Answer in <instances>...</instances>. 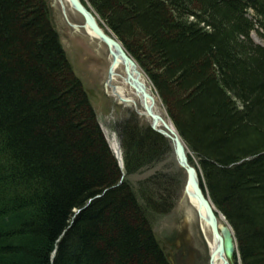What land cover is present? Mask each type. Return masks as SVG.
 <instances>
[{
  "label": "trees",
  "instance_id": "1",
  "mask_svg": "<svg viewBox=\"0 0 264 264\" xmlns=\"http://www.w3.org/2000/svg\"><path fill=\"white\" fill-rule=\"evenodd\" d=\"M85 2L154 88L240 264H264V0ZM118 130L122 169L48 1L0 0V264H170L152 226L184 174L136 115Z\"/></svg>",
  "mask_w": 264,
  "mask_h": 264
},
{
  "label": "rangeland",
  "instance_id": "2",
  "mask_svg": "<svg viewBox=\"0 0 264 264\" xmlns=\"http://www.w3.org/2000/svg\"><path fill=\"white\" fill-rule=\"evenodd\" d=\"M48 6L52 25L59 35L61 45L75 76L81 81L89 103L101 122L103 131L112 132L111 135L118 139L115 132L117 121L132 114L133 111H126L105 94L104 83L107 79L109 65V56L105 47L85 34L82 29L76 31L72 28L73 25L81 26L82 20L67 7V4L48 0ZM66 20L73 25L70 26ZM252 38L255 42L264 44L256 35L253 34ZM114 82L112 87L115 89H109L112 95L113 90L117 93L116 85L123 88L119 79ZM123 89L125 92L127 91L125 88ZM157 103L158 112L166 120V114L158 99ZM137 109H140L139 104H137ZM143 120L147 122L145 119ZM186 216L191 217L187 218ZM219 217L221 216L219 215ZM219 222L222 225L225 223L223 219ZM199 227L203 240L199 235ZM152 231L172 264H208V251L210 250L208 239L211 235L201 223L194 204L187 198L183 200L182 192H180L171 213L154 221Z\"/></svg>",
  "mask_w": 264,
  "mask_h": 264
},
{
  "label": "water",
  "instance_id": "3",
  "mask_svg": "<svg viewBox=\"0 0 264 264\" xmlns=\"http://www.w3.org/2000/svg\"><path fill=\"white\" fill-rule=\"evenodd\" d=\"M65 1L82 19L83 28H86L95 40L102 43L107 48L111 58V64L109 66V79L114 68H116L117 63L120 61L125 74L124 83L133 90L135 95L140 100L142 112L139 113V115L146 117L150 121L151 129L167 138L172 144L176 163L184 172L186 177L183 196L185 197V194L188 191L190 193L189 196L196 203L197 207L203 210L206 226L216 243L215 250H213L210 254L209 264H214L213 261L216 256L222 258L221 264H228L229 262H232L235 254V242L232 231L229 226L218 225L216 211L210 200L206 197V195H204L201 189L196 169L188 162L185 146L178 135L169 129L165 121L154 113L152 107L154 101L152 96L146 91V87L142 82L141 71L137 68L136 64L128 56V54H126L120 43H118L114 37L108 36L104 33V31L97 24V21L92 13L86 9L79 0ZM120 101L122 103H126L123 99ZM110 149L112 150V148ZM112 153L118 161V165L122 168L123 164L121 153H116L113 150Z\"/></svg>",
  "mask_w": 264,
  "mask_h": 264
},
{
  "label": "bare ground",
  "instance_id": "4",
  "mask_svg": "<svg viewBox=\"0 0 264 264\" xmlns=\"http://www.w3.org/2000/svg\"><path fill=\"white\" fill-rule=\"evenodd\" d=\"M59 4H64L62 0H56ZM68 7V6H67ZM87 33L89 34V36H91L90 32L86 29ZM120 80L121 83H122V86L123 88H125L127 91L125 92L124 89L120 86V85H116L117 87V93L115 90H113V96L117 99H126V104L130 105V108L131 109H136L137 110V104H140V100L139 98L135 95L134 92H132L128 87H126L124 85V79H125V75H124V72H123V67H122V64L121 62L119 61L117 63V67L114 69V72H112V82L110 83V86L111 88L110 89H115L113 86V82L116 81V80ZM144 81L145 85H146V88L148 89V91H150L149 89V86L148 84L146 83V81L143 79L142 82ZM114 83H117V82H114ZM118 84V83H117ZM112 91V90H111ZM153 99V109L155 112H157L159 114V108H158V103H157V99L156 97L154 96V98L152 97ZM168 124V127L170 130H172L171 126L169 125V123L167 122ZM106 132V135L108 137V142L112 148V150L116 153H118L120 151V147L118 145V140L115 136L111 135V133H108L107 131ZM185 198L189 199L193 204L194 206L196 207V213L199 217V219L201 220V223L205 226L206 230L207 227H206V223H205V217H204V213H203V210H201L200 208L197 207L196 203L193 201V199L189 196L190 193L187 191L186 194H185ZM186 200V199H185ZM218 224L219 225H222L220 224L219 221H222V218L218 216ZM209 232V230H208ZM210 234V232H209ZM211 235V234H210ZM207 239V238H206ZM208 247H209V251H213L215 250V247H216V243L214 241V239L212 238V236L208 239ZM214 264H221L222 263V258H220L219 256H216L214 258V261H213Z\"/></svg>",
  "mask_w": 264,
  "mask_h": 264
}]
</instances>
